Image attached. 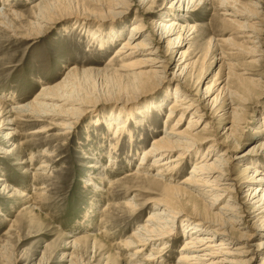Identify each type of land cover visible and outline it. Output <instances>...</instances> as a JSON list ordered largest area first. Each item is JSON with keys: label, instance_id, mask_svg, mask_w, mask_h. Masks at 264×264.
Segmentation results:
<instances>
[{"label": "rangeland", "instance_id": "374dc122", "mask_svg": "<svg viewBox=\"0 0 264 264\" xmlns=\"http://www.w3.org/2000/svg\"><path fill=\"white\" fill-rule=\"evenodd\" d=\"M70 1L71 3L66 6L67 14L61 13V10L51 13L48 20L52 25L43 29L42 34L39 35L37 34L38 28L26 30L30 29L28 23L32 17V8L41 3V0H9L7 1L11 2L9 6H6V0H0V14L7 9H13L20 14L19 21L12 25L15 34L0 29V102L8 107L12 106L11 101L14 100L17 102L16 104L28 103L33 100L42 87L55 85L72 72L71 68H75L79 70L74 77L78 84L75 85V91H72L73 95L80 96L83 109L95 104H103L93 112L84 114L74 129L70 132L66 131L67 134L61 130L65 123L59 118L31 124L26 127L27 129L20 127L23 128V131L20 129L23 135L16 138L13 147L7 146L4 149L9 150V154H0V178L3 180L0 183V214L2 215L0 217V264H125L124 261L127 260L128 254L123 250L122 244L139 229L140 225L147 224L145 222L147 216L156 210L149 203L150 200L162 198L163 185H181L180 182L188 176L191 163L196 159L193 157L190 162H185L181 169L170 174L168 177L173 180L170 183L165 180L166 177L157 175L158 173L163 174L161 169H152L149 173H144L151 163L141 162L142 153L150 148L154 138L163 134V126L167 117L166 110L172 101V99L166 101V98L168 95H172L175 84L167 86L166 83L159 89H154L156 85H151L146 87V90L133 94H116L117 88L114 84L112 85L111 79H106L103 75L100 76L96 73L97 70L106 68L108 62L113 58L114 52L126 39L130 26L137 23L134 18L138 16L136 14L138 0H131L130 3L135 7L123 20L107 22L100 28L102 31L95 44L91 40L97 29V26L93 25L95 19L78 20L79 18L75 17L81 13H95L97 7L86 0ZM169 2L170 0L156 1L153 11L159 12L158 14L163 16V9H166ZM242 2L244 3V1ZM146 4L149 6L150 1ZM260 6L262 23L259 25L264 26V0ZM142 8L139 10L140 13L144 11ZM221 14H223L222 8H218V3L214 0L204 5L200 4L198 11L191 19H182L181 23L194 27L195 32L192 35H190L192 31L185 33V39H187L185 43L187 44L180 50H175L178 52V55H174L175 63L167 71V78H171L169 73L175 71L179 54L185 53L187 60L197 61L192 71L193 75L189 76L191 80L194 81L197 73L203 70V77L201 76L202 79L198 84L201 90H204L207 83L213 80L218 73L213 83V88L216 91L211 98L218 93L223 86L222 81L228 75L227 66L224 65V60L220 61V59L222 52L229 51L222 42L218 41L240 42L237 38L238 29L225 22V17ZM177 16L180 17V15ZM160 21L157 18L154 23ZM120 31L122 36L117 37ZM27 32H30L32 37L27 40L18 38ZM259 37L264 44V30L260 32ZM109 39L115 43L106 45ZM98 41L99 45L105 44V50L98 49L96 45ZM214 43L219 44L220 47L213 48ZM209 44L212 46L207 53ZM220 53L221 56H219ZM229 54H234L233 63L236 64L233 71L238 72L243 67L245 73L254 72L253 78L259 79L262 83L261 86H264V59L258 64H253L249 63L251 59H246L240 52L234 51ZM169 58L170 56L167 57V59ZM86 69H91L93 72L85 79L82 75L90 73L85 72ZM106 82L109 84L107 85ZM248 83L245 86L249 85L247 89L253 95L251 100L258 101L257 104L248 103L246 106L248 114L246 124H248L249 131H252L253 127L255 129L260 127V122L263 121L261 118L264 117V89L263 87L256 88ZM107 86L111 92L107 91ZM260 90L263 91L261 96ZM100 91H104L105 94ZM87 94L93 95L84 100L83 98ZM144 94H148L145 99H140L135 105L124 106V104H130L136 96ZM222 101L223 98L220 102ZM117 102H121V104ZM149 102H151V105L149 104L151 109L162 103L161 112L154 111L149 113L146 120L141 119L140 108ZM126 114L131 115L129 121L126 119ZM201 114L204 116L200 128L207 125V129L213 135L207 134V136L217 142V144L215 143L217 151L213 153L212 161L221 151L226 150V147L220 145L219 142L221 141L220 135L224 133L228 122L216 120L206 107H202ZM189 118V115L184 118L182 130L187 126ZM141 121L142 125H140ZM218 124H221V128L216 131ZM41 127L47 131L41 133L42 135H31L34 130ZM122 128L124 134L118 140L117 164L112 166L108 159L109 156H107L109 146L113 144L110 140L112 141V133L120 131ZM248 128L242 129L247 132V137L250 134L247 131ZM261 128L264 129V123ZM6 130L1 129L0 136ZM131 132H134V145H130L128 140ZM247 139L248 141L241 142L238 151H229V156L243 153L257 142L250 137ZM206 149L207 146L201 150V154H204ZM127 154L128 156H125ZM201 154L199 153V157ZM174 155L176 153L169 157ZM32 157L35 159L29 163L28 161ZM262 161V166H264V160ZM24 162L28 164L25 165ZM95 163L98 164L99 169L94 171L89 166ZM139 163L144 165L139 167ZM230 164V171L234 172L236 162L230 161ZM42 165L47 166L44 171L39 169ZM33 173L37 174L36 181ZM133 174L148 178H138V181L136 176L126 177ZM89 178L92 179L91 184L93 183L95 188L98 185L102 191L96 192L97 189L94 190L92 185H84L85 181L90 180ZM140 179L150 181L151 188H148V184ZM4 187L8 189H3ZM41 188L43 190H40ZM237 191L242 190L238 188ZM16 192L21 194L24 192L28 195L31 203L29 202L27 205H32L33 208L31 213L20 214L27 205L17 196ZM232 195L236 199L240 198L243 202L242 194L238 196V194L232 193ZM133 196L134 205L139 209L135 213H131L125 206L132 203ZM210 198L204 200L206 205L211 203ZM108 203L112 208L110 213L106 214L105 207ZM225 203L224 201L222 205ZM213 212L218 213L217 210ZM5 218L15 222L13 229L7 235L4 234L11 224L5 222ZM20 220L24 222V225H18ZM176 225L178 227L182 224L178 222ZM243 226L246 227V224ZM103 231L104 233L101 234ZM174 231L176 232V229ZM243 232V229H238V233L243 235ZM83 236H95V245L92 246V241H84L85 243L82 241L81 247L77 244L80 250L78 248V250L62 249L64 244L70 240L67 237L76 239ZM174 238L175 240L169 243L170 247L165 250L166 252L164 251L163 258L168 260L166 264L176 263L182 243L190 237H182L180 231H177ZM242 239L233 241L235 245L231 247L238 246L236 243L246 246L249 255L244 259L253 258L256 261L261 252L249 246L260 242L254 240L246 243V241H241ZM161 246L149 245L132 264H142V260L150 256L152 250H160ZM70 253H72L71 258H62L63 254ZM61 260L66 263H60ZM259 263L257 260L254 264Z\"/></svg>", "mask_w": 264, "mask_h": 264}, {"label": "bare ground", "instance_id": "6f19581e", "mask_svg": "<svg viewBox=\"0 0 264 264\" xmlns=\"http://www.w3.org/2000/svg\"><path fill=\"white\" fill-rule=\"evenodd\" d=\"M7 1L9 0H6V6H9L11 2ZM86 1L97 7V12L81 13L76 15L75 18H79L78 20H85L84 18L95 19L93 25L97 26V29L91 39L93 44L100 37L99 34L102 31L100 28L105 23L123 20L135 7V5L130 3L131 0ZM149 1L150 5L147 6L146 3ZM156 1L158 0L137 1L136 14L138 16L134 18L137 23L130 26L126 39L121 43L120 48L114 52L113 58L108 62L106 68L97 70L96 73L100 76L103 75L106 79H111L112 85L114 84L117 88L116 94H133L146 90V87L151 85H156L154 89H159L166 83L167 86L175 84L172 95H168L166 98V101L169 99H172V101L166 110L167 117L163 126V134L154 138L150 148L142 153L141 162L151 163L144 173H149L152 169H161L163 174L158 173L157 175L166 177L165 180L170 183L173 182L172 178L168 177L170 174L175 173L177 169H181V166L187 161L190 162L193 157H196V159L191 163V170L188 172V176L180 182L181 185H163L162 198L150 200L149 203L156 210L147 216L145 220L147 224L140 225L139 229L122 244L123 250L128 254L127 260L124 262L125 264H132L149 245L154 244L162 245V248L157 251L152 250L151 255L142 260V264H166L168 260L163 258L165 250L170 247L169 243L175 240L174 235L177 234V231H180V236L190 238H187L182 243L180 254L174 264H254L257 260L260 262L259 264H264V166H262V160H264V129L261 128L264 123V117L261 118L263 121L260 122V127L258 126L257 128L261 130L253 127L252 131H249L248 124H246L248 117L246 106L248 103L257 104L258 101L251 100L253 95L247 89L249 85H245L249 82L248 84L256 88L263 87L264 89V86H261L262 83H260L259 79L253 78L254 72H243L242 66L240 71H233L236 64L233 63L234 54H229L234 51L240 52L246 59H251L249 63L253 64H258L264 59V44L259 37L260 32L264 30V26L259 25V23H262L260 18L262 12L259 11V8H261L260 4H262L263 0H242L244 3L240 0H215L218 3V8H222L223 14L221 15L225 17L224 21L238 29L237 38L240 42L218 41L222 42L227 47V51H229L226 53L222 52L220 59V61L224 60L223 63L227 66L228 75L222 81L223 86L212 98L211 96L216 91L213 88V83L218 73L213 80L207 83V87L201 90L198 84L203 77V70L197 75L195 74L196 78L194 81L191 80L189 76L193 75L192 71L197 61L191 62L187 60L185 53L179 54L175 71L169 73L171 78H167V71L175 63L174 55H178L175 50H180L187 44L185 43L187 41L185 33L192 31L190 33L192 35L195 32L194 27L181 23L182 19H191L194 13L198 11L200 4L204 5L214 0H170L166 9H163V16L158 14L159 12L155 13L153 11ZM70 3V0H41V3L36 4L32 8V17L28 23V28L30 29L26 31L38 28L39 32L37 34H42L43 29H47L52 25L51 21L48 20V16L60 10L61 13L67 14L66 6ZM141 7L144 8H142L144 10L142 13L139 12ZM177 15H180V17ZM19 18L20 14L13 9L3 10L0 14V29L15 34L12 25L17 23ZM157 18L161 21L154 23ZM121 36L120 31L117 37ZM30 37H32L30 32L18 36L22 40H27ZM113 43L115 42L109 39L106 45H112ZM238 44L240 45L239 47ZM96 45L100 51L105 50V44L99 45L98 41ZM210 46L212 44H209L207 53L211 50ZM212 47L217 48L220 45L214 43ZM169 56L170 58L167 59ZM219 56H221V53ZM70 71L72 72L67 74L68 76L66 75L64 79L55 85L42 87L33 100L28 103L16 104L17 102L14 100L11 101L12 106L8 107L3 102H0V130L7 129L0 136V154H9V150L4 149L7 146L13 147L16 138L23 135L21 132L23 128L29 127L31 124L59 118L65 123L61 130L67 134L66 131L70 132V130L74 129L84 114L91 113L97 107L103 105L95 104L88 107L89 109H83L84 106L81 103L80 96L73 95L75 85L78 84L74 77H76L77 74L75 75V73L79 70L71 68ZM85 72H90L82 75L86 79V76L91 74L93 70L86 69ZM103 82L105 81L103 80ZM106 88L108 89H106L107 91L111 92L108 86ZM100 92L99 94H101ZM202 92L203 94H201ZM262 92L261 90L259 91L260 96L263 95ZM91 95L93 94H87L83 99L86 100ZM147 95L136 96L130 104H124V106L135 105L140 99H145ZM222 98L223 101L220 102ZM117 103L121 104V102ZM150 103L141 106L139 114L141 119H145L149 113L154 111L161 112L162 103L153 109L149 108ZM202 107L208 108L216 120L228 122V126L224 128V133L222 135L219 134L221 137L219 144L226 147V150L221 151L212 161L213 153L217 151V142L207 136V134L213 136L211 131L207 129V125L200 128L202 117L204 116V114H201ZM188 115L190 116L189 121L182 130L184 118ZM130 117V114H126L127 121L130 120ZM172 122L173 125H171ZM140 125H142V121ZM219 128H221V124L216 131ZM243 128H248L247 131L250 132L248 137L250 139L253 138L257 142L245 152L239 154H236V152L234 153L236 155L229 156V151H238L241 142L248 141L247 132L242 130ZM46 131L47 129L41 127L34 130L31 135L45 133ZM122 132L123 128L112 133L113 137L110 142L113 144L109 146L107 153L112 166L117 164L116 157L119 154V151H117L118 140L124 134ZM133 135L134 132H131L128 138L130 145H134ZM18 145H21V143H18ZM206 146V151L201 154V150ZM173 153H176V155L169 157ZM199 153L201 157H199ZM125 156H128V154ZM32 158L28 161L29 163H32L35 159V157ZM230 161L236 162L234 172L230 171ZM24 163L25 165L28 164L27 162ZM143 165L139 163L138 166L141 167ZM46 167V165H42L39 169L44 171ZM89 168L95 171L99 169V166L95 163L90 165ZM36 175L33 173L35 181L37 180ZM132 176H136L138 181V178H148L137 174L126 177ZM89 179L84 182V185H92L94 190L97 189L96 192L102 191L98 185L95 188L94 184H91L92 179ZM145 179H140V181L148 184V188H151V182ZM2 182L3 180L0 178V183ZM120 183L117 184L119 185ZM238 188L243 192L237 191ZM3 189L8 188L4 187ZM40 190H43V188ZM232 193L238 194V196L242 194L243 202L238 197L237 199L232 197ZM16 194L26 203L25 205L29 202L31 203L26 193L16 192ZM230 194L231 196H229ZM209 197H211V203L206 205L204 200ZM224 201L226 203L222 205ZM125 206L129 208L131 213L139 210L134 205V196L132 203L130 202ZM111 208V204H106V214L110 213ZM215 210L218 213H214L213 211ZM32 211V205H27L20 214L31 213ZM6 221L11 225H9V229L4 235L11 232L15 223L5 218ZM178 222L182 225L177 227L176 224ZM244 224H246V227L243 226ZM18 225H24V222L20 220ZM239 228L243 229V235L238 233ZM175 229L176 232L174 231ZM94 237L83 236L76 239L67 237L70 240L66 243L64 242L65 246L62 249L78 250L77 244L80 245L82 241H92V246H94ZM241 238H243L241 241H246V243L254 240L260 242L249 246L261 252L260 257L256 261L253 258L244 259L249 255V251L245 248L246 246H240L241 244L236 243L238 246L231 247L235 245L233 241H240L239 239ZM71 257L72 253L62 255V258ZM60 263L66 262L61 260Z\"/></svg>", "mask_w": 264, "mask_h": 264}]
</instances>
